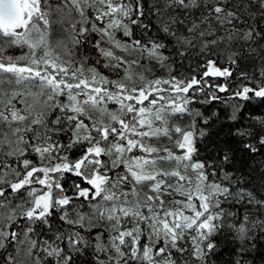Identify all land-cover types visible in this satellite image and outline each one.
Returning a JSON list of instances; mask_svg holds the SVG:
<instances>
[{
	"label": "snow or ice",
	"instance_id": "obj_1",
	"mask_svg": "<svg viewBox=\"0 0 264 264\" xmlns=\"http://www.w3.org/2000/svg\"><path fill=\"white\" fill-rule=\"evenodd\" d=\"M260 105L264 0H0V264H264Z\"/></svg>",
	"mask_w": 264,
	"mask_h": 264
},
{
	"label": "trees",
	"instance_id": "obj_2",
	"mask_svg": "<svg viewBox=\"0 0 264 264\" xmlns=\"http://www.w3.org/2000/svg\"><path fill=\"white\" fill-rule=\"evenodd\" d=\"M54 31L52 35V41L55 44L56 41L61 38L65 33L62 31L60 25L53 26ZM159 74L158 69H154ZM212 105L213 110L215 108L221 109V121L217 122L214 126L212 134L208 136L205 140L198 141L197 147L200 151L202 156H207L208 158H212L216 155V152L220 150L221 144L225 141L224 133L229 125V121L223 119L224 111L227 110L226 106L223 103L217 102H209ZM254 115H260L264 113V105H260L257 108L251 109ZM236 147V145H233ZM260 155L256 154L255 156H248L246 153H241L239 151L236 152V159L233 163L236 165L237 168H243L245 171L251 169V182L256 187H260L261 180H264V169L260 167ZM224 254H227L225 249Z\"/></svg>",
	"mask_w": 264,
	"mask_h": 264
}]
</instances>
